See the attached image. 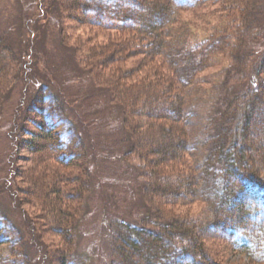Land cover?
Wrapping results in <instances>:
<instances>
[{
    "label": "trees",
    "instance_id": "1",
    "mask_svg": "<svg viewBox=\"0 0 264 264\" xmlns=\"http://www.w3.org/2000/svg\"><path fill=\"white\" fill-rule=\"evenodd\" d=\"M263 1L57 0L60 48L76 73L81 68L92 80L89 89L103 90L118 111V160L150 204L139 222L112 213L118 222L108 264H219L201 245L209 229L264 264V49L255 46L262 44ZM70 13L74 22L119 37L96 50L82 39L70 45L64 22ZM7 42L0 39V83L24 54ZM37 87L26 122L36 125L44 143L38 151L57 168L39 179L26 176L16 195L38 208L33 221L60 237L58 247L42 244L46 230L30 219L47 264H86L78 230L94 169L66 100L47 84ZM29 149L35 151L32 143ZM199 202L206 213L197 218L174 211ZM11 228L0 214V264H33L23 237Z\"/></svg>",
    "mask_w": 264,
    "mask_h": 264
},
{
    "label": "rangeland",
    "instance_id": "2",
    "mask_svg": "<svg viewBox=\"0 0 264 264\" xmlns=\"http://www.w3.org/2000/svg\"><path fill=\"white\" fill-rule=\"evenodd\" d=\"M57 6V0H0V39L5 38L13 50L24 53L17 63L12 62L9 76L0 83V214L23 237L32 263L47 264L43 259L44 248L33 240L29 225L31 219L46 230L42 221L32 220L33 216L40 214L39 210L24 203V195H16V191L21 192V188H25L26 176L39 179L42 174L49 176L57 168L47 152L38 151L44 143L37 137L40 133L36 125L26 122L27 117L32 116L28 114V105L37 95V85L47 84L57 94L61 93L70 107V116L87 145V159H91L94 169L93 193L89 195L87 212L78 230V252L86 258V264H108L112 245L110 238L118 222L113 219L112 213L129 216L139 222L150 204L142 200L138 181L134 180L135 174L126 168L121 156L118 160L121 151L118 111L109 106L103 90L89 89L92 80L81 72V68L77 67L79 71L76 73L69 55L60 48ZM261 7L264 13V1ZM210 10L212 8L202 9L197 14ZM182 14L189 20L194 18L193 13L185 11ZM261 18L259 31L263 38L262 44L255 45L258 52L264 49V14ZM152 20L156 19L153 17ZM64 22L67 24L70 45L82 39L96 46V50L119 37L114 31L74 22L71 13L70 21ZM83 51L86 52V49ZM14 71L19 72L17 76L13 75ZM88 99L92 101L86 103ZM30 143L35 151H30ZM260 175L264 178V173ZM104 198L110 206L108 203L103 205ZM174 211L180 218L193 219L206 213V207L199 202L175 207ZM12 228L11 232L14 233ZM117 229L124 232L120 227ZM208 232L200 236L208 259L219 264H256L248 255L235 251L217 231L209 229ZM40 236L39 241L49 247L60 244V237L50 231L46 230Z\"/></svg>",
    "mask_w": 264,
    "mask_h": 264
},
{
    "label": "snow or ice",
    "instance_id": "3",
    "mask_svg": "<svg viewBox=\"0 0 264 264\" xmlns=\"http://www.w3.org/2000/svg\"><path fill=\"white\" fill-rule=\"evenodd\" d=\"M177 2H179V0H177Z\"/></svg>",
    "mask_w": 264,
    "mask_h": 264
}]
</instances>
